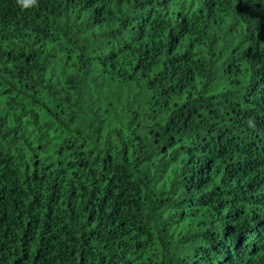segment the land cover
<instances>
[{
	"label": "trees",
	"instance_id": "obj_1",
	"mask_svg": "<svg viewBox=\"0 0 264 264\" xmlns=\"http://www.w3.org/2000/svg\"><path fill=\"white\" fill-rule=\"evenodd\" d=\"M0 264H264V0H0Z\"/></svg>",
	"mask_w": 264,
	"mask_h": 264
}]
</instances>
